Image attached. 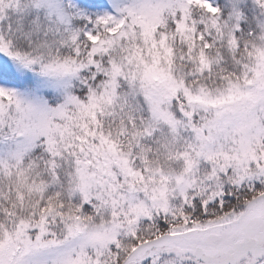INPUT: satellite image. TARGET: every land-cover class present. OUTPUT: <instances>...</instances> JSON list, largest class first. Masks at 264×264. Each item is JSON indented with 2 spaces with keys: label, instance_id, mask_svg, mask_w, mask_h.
I'll use <instances>...</instances> for the list:
<instances>
[{
  "label": "snow or ice",
  "instance_id": "obj_1",
  "mask_svg": "<svg viewBox=\"0 0 264 264\" xmlns=\"http://www.w3.org/2000/svg\"><path fill=\"white\" fill-rule=\"evenodd\" d=\"M0 264H264V0H0Z\"/></svg>",
  "mask_w": 264,
  "mask_h": 264
}]
</instances>
